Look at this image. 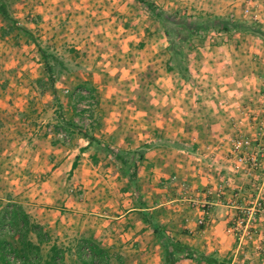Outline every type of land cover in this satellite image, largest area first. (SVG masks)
<instances>
[{"label":"rangeland","instance_id":"obj_1","mask_svg":"<svg viewBox=\"0 0 264 264\" xmlns=\"http://www.w3.org/2000/svg\"><path fill=\"white\" fill-rule=\"evenodd\" d=\"M151 1L166 12L225 17L254 25V22L243 14V0H226L231 2L230 7L233 10L229 11L228 15H219L215 6L218 0ZM9 3L12 16L20 22L22 27L27 28L29 33L25 34L15 29L9 35L3 36L2 28L6 27L7 23L0 16V206L8 203L9 200L23 205L31 217L43 225L46 232L50 234L51 243L44 247L45 251L52 244H58L65 250L66 264H82L76 251L77 240L82 237L96 239L113 256L112 264H145L142 258L146 253V247L140 244L141 248H138L137 253L125 248L134 242L135 236L132 231L130 233L124 230L126 222L118 218L122 216V210H126L124 208L129 206V202L126 203L123 199L124 193H127L123 191L127 182L120 172L114 173L116 167L109 160L102 154H96L93 147H88L89 141L86 134L98 138L96 134L105 136L111 129H123L121 135L117 137L122 142L121 147L115 145L113 141L98 139L121 149H137L138 143L134 144L132 149L131 145L127 146V141L125 142L126 139L132 142L137 141L133 140L136 133L130 134L133 129H130L128 124L131 122H133L131 126L136 123L137 126H141L142 131L145 129L148 132L151 126L162 128L172 125L176 120L182 122L187 119L185 116L177 117L172 113L174 104L171 92L176 86L173 82L177 78L186 82L192 79L190 53L199 40L204 39L207 43H211L214 41L213 38L224 36L230 39L228 42L232 46L242 41L243 50H253L256 53V49L264 47V39L252 34L216 32L195 37L186 52L191 74L190 79L186 80L178 72L168 70L169 39L165 30L154 20L151 12L142 8L135 0H9ZM45 4H48L46 8L55 10L50 12V14H56L55 19L60 16L55 23V29L61 28L62 34L70 33L74 36L76 33L79 35L83 32L88 33L86 38L90 39L91 34L95 33L91 45L95 46L99 52L105 53L106 50V52L114 53L116 66L104 72L105 77L108 74L110 77L103 92L107 91L106 96H109L116 87H120V83L123 85L128 83L130 84L128 91L124 90L125 97L128 94L125 100L118 97L114 101H108V98L101 97L95 91L96 88L92 84L82 85L67 78L74 74H81L83 77L91 76V69L88 67L72 73H60V68L56 67L54 82H51L38 46L48 48L74 64H77L76 58L79 57L74 53L81 50L76 51L71 46H77V44L67 42L62 50L57 51L54 45L42 39L41 32L45 30L43 25L47 23L46 15H43ZM258 26L264 31V26ZM241 35L255 36V38L240 40L238 37ZM256 55L259 57L261 53L257 52ZM261 59L264 64V54L258 58L260 61ZM259 71L260 75L264 76L263 68ZM80 80L85 82L83 78ZM116 84L118 86H115ZM252 86L251 93L244 89L245 97L248 101L250 100V103L236 104L241 113H246L248 122L245 125L238 121L233 122L231 135L220 140L222 136L204 132L215 126L214 121L207 116L197 122V128H191L195 126L189 123L191 119L188 125L187 123L185 125L186 130L187 128L191 131L197 130L198 133L193 137L196 140L195 143H188L187 140L178 137L170 138L164 131H160L162 132L160 136H155L182 141L190 148H194L193 152L176 151L191 156L192 162L195 163L192 164V170L197 173L195 179L201 176L199 183L196 184L197 187L202 186L201 183L203 187L205 186L208 175L218 176L227 172L226 168L230 166L228 162L230 145L236 133L250 140L255 139L254 116L263 110L264 87L260 85L261 90L255 91L262 95L257 97L254 94V85ZM178 89L184 91L183 87ZM191 92L193 90L189 91ZM198 94L200 93L194 92L188 97V93H185L188 97L187 107L194 105ZM120 95L122 96L121 93ZM254 97H257L255 101ZM164 99L166 101L163 103ZM158 106H160L159 109H156ZM227 107H229L228 104ZM128 109L134 110L136 116H140L135 120H129V117L125 116V111ZM229 111H231L230 107ZM107 113H111L114 120H108ZM69 115L72 116L71 119H65ZM110 121L115 122L114 125H110ZM109 126L112 127L107 130ZM176 126L178 128L180 125ZM80 138L88 141L84 151L86 156L83 157L88 162L82 163L80 168H75L74 165L71 171L67 170L68 167L61 170L53 167L57 154L75 158L77 153L74 149L79 147L75 142ZM217 140L220 141L217 142ZM253 140L252 142L256 143ZM216 148L215 154L212 155L215 160L207 166L203 158L209 149ZM58 150L61 152H57ZM94 155L97 156L96 160ZM150 157L151 164L147 165L150 173L144 177L146 191L152 202L150 205L155 204L158 196L161 201L166 202V197L160 195V192H163L169 195L168 201L176 199L175 204L178 207L184 210L189 207L191 210L192 207L186 199L202 198L203 188L194 192L196 193L194 196L192 189L195 185L188 183L184 175L187 171L181 173L170 169L172 156L166 161L168 166L165 169H162V166L155 161L157 158H154V153ZM106 161L109 164H105ZM163 174L165 177L160 179L159 176H164ZM99 180L101 183H98ZM160 180H163V184ZM140 184L142 186L141 182ZM131 202V205L137 208L134 201L131 200ZM221 217L225 220L223 216ZM177 224L181 226L180 223ZM202 231L201 228L198 235H203ZM219 235V239L225 240L222 244L226 247L225 252L211 254L217 255L230 264H247L240 254L233 262L235 241L227 235L226 229L225 232L221 230ZM225 237L231 238V241L227 243ZM116 255L121 258V261L115 258Z\"/></svg>","mask_w":264,"mask_h":264},{"label":"crops","instance_id":"obj_2","mask_svg":"<svg viewBox=\"0 0 264 264\" xmlns=\"http://www.w3.org/2000/svg\"><path fill=\"white\" fill-rule=\"evenodd\" d=\"M47 5L45 4V8H43L45 9V13L43 15H46L45 20L47 21V23L43 25L45 27V30L41 32L43 35L42 39L47 40L49 44L54 45V48H56L57 51H60V49L62 50L65 43L67 42H73L74 44H77V46H71L74 47L76 51L81 50L82 52L74 53L75 55L77 54V56H79L78 58L74 57L77 59L76 63L79 64L82 68L88 67L89 69H91L92 74L89 77H83L81 74H74L67 76V78H69L70 80H74L75 82H79L82 85H88L87 83L92 84L96 88L95 91L98 92L101 97L104 96L105 98H108V101H114L115 99H118V97L122 100H125L128 94L126 95V97L124 94H126L125 92L128 91L127 89L130 86V84L126 82L125 85L120 83V87H116V90L114 92H109V96H106L107 91L103 92L104 88L107 85V82H109L110 77V74L105 77L104 72H108L109 70L114 69L113 66H116V63L114 61L115 59L113 58L114 53L106 52V50L105 53L101 51L99 52L95 48V46L91 45L95 33H92L91 38L87 39L86 37L88 36V33L84 34L82 32L79 35L78 33H76L73 36L70 33L62 34L60 32L61 28L59 27L58 29H55V23L58 21V19H60V16L55 19L56 14H50V12H55V10L53 8H46ZM230 5L232 4L229 1L218 0L215 6L219 15H226L227 13H229V11H233L231 10L232 7H230ZM241 36L238 37V39L241 40L251 39L253 37L255 38V36ZM213 40L214 41H212L211 43H207L206 41H204V39L199 40L198 43L194 45L190 53L192 79L186 82L181 78H177L173 82L176 83V86L173 87L171 92L172 102L174 104L172 113H174L177 117L185 116L187 117V119L182 122L176 120L172 125L163 126L162 128L151 126L150 131L148 132L145 129L142 131L141 126H137L136 123H134V126H131V123H133L131 122L130 124H128V127H130V129H133V131H130V134L134 135L136 133V136H134L135 138L133 140L137 141L132 142V140L124 139L125 142L127 141V146L130 144V148L133 149L134 144L138 143L136 148H139L146 143L153 141L156 138V135L160 136L162 133L160 131H164V133L170 138L176 139L178 137L180 139L187 140L188 143H195L196 140H194L193 137L198 133L197 130L191 131L190 128H187V130L185 129L186 123L188 125V121H190L189 119H191V122L189 123L195 125L194 127H191L193 129L197 128V122L199 120H202V118L204 119V117L206 118L208 116L209 119L214 121L215 126H212V130H205L204 132L210 135L216 134L218 136H222L220 140L225 136H229L232 134L233 122L238 121L243 125L247 124L248 117L246 113H241L239 107L237 108L236 104L250 103V100L248 101L245 97V92L247 91L251 93V88H253L252 85H254L255 96L259 97L261 95V93H255V91L261 90L262 87L260 86V79L264 76L260 75L259 69L263 68L264 71V64H262V59L260 61L258 60V58L264 54V47H262L261 49H256L258 53H261V55L258 57L256 55L257 52L255 53V51L253 50H243V48H241L242 41L240 44L232 46L228 42V40L230 41L228 37L217 36L216 38H213ZM256 44L259 45L258 43ZM260 50L261 52H259ZM103 57L106 58L102 59ZM108 59H110V61ZM81 78H83V81L85 82H80L82 81L80 80ZM62 79L61 81H63ZM193 81H195L196 83H194ZM115 86L118 85L116 84ZM182 87L184 88V91L178 89H182ZM190 90H193V92L189 93ZM58 92L59 91L57 90V95ZM194 92H199L200 94H198V97H195L194 105H190L187 107L188 102L186 101V99L191 96V94L193 95ZM120 93L122 94V96L120 95ZM185 93H188V97L185 96ZM257 97H254V101ZM165 101L166 100L164 99L163 103ZM227 104L231 108V111H229V107H227ZM159 107L160 106L156 107V109H159ZM192 108L193 110H191ZM183 111H186V113H182ZM106 112H108V110H106ZM125 114V116L129 117V120H135L140 116H136L137 114H135V111L129 109L128 111H125ZM71 117L72 116L69 115L67 116V118L65 117V119L69 120V118L71 119ZM106 117L108 120H110L113 118V115L111 113H107ZM114 123L115 122H111L110 125H114ZM177 123L180 125L178 128L176 126L178 125ZM110 127L112 126L107 127V130ZM212 131H214L215 133H213ZM122 132L123 129H111L105 136H103L104 134H99V136L96 133L95 134L98 138H101L108 142L113 141L115 145L121 147L122 142L117 137L121 135ZM220 140H217V142H219ZM75 143L79 146H76L77 148L74 149L75 153H77L75 155V158L71 159V157H66L64 156V154L62 156H58L57 154V159L53 157L55 159L53 167H58L60 170L62 168L68 167L67 170L71 171L74 165L75 168H80L82 166V163L88 162L87 159L83 158L86 156L84 151L88 145V141L86 139L83 140L80 138L78 141L76 140ZM57 152L61 151L58 150ZM153 153L154 158H157L155 159V161L162 166V169L167 168L168 163L166 161H168V159L172 156L173 160L170 162V169H174V171H179L181 173H184L185 170L187 171L184 175L186 176L188 183H193L195 185V187L192 189V193L200 191L203 188L202 183V186H196V184L199 183L201 176L195 179L197 173L192 170V164L195 163L192 162L191 156H189L188 154L165 148L156 149L155 151L149 153L150 155H148L147 160L144 161L142 167L140 168L139 174L140 182L143 186L142 194L147 204V208L139 209L131 205V193L127 192L123 195L124 202L127 203L128 201L129 206H126L124 208L126 210H122V216L118 218L122 219V222H126L124 230L130 233L132 231V234L135 236V239H133L134 242H132L125 248H127V250L130 252L137 253L138 248H141L140 244H143V246L146 247V253H144V258H142L145 264H158L162 262L164 252L162 246L158 242V239L155 238L153 230L148 226L141 215V213L146 210L151 214V216L155 218L160 226L168 231V234H171V236L174 237L175 240L181 242L182 244L194 248L200 252H216L220 254L225 252L226 247L222 245L225 240L219 239V232L221 230L225 232L226 229V222L221 217L224 215L223 213L218 212L216 213L217 215L214 214L211 225L207 228L203 235H198L192 232V230L196 228L195 221L199 216V211L197 209L191 208L190 210V208L188 207V209L184 210L175 204V201H177L176 199L168 201L167 198L169 199V195L164 194L163 192H160V195L161 197H166V202H163V200L161 201L160 196H158V198L155 199V204H153L152 206L150 205V203L152 202H150L149 193L146 191L144 177H146V175L150 173L148 172L147 165L151 164L152 160L150 156L151 154L153 155ZM105 164H109V162L106 161ZM77 170L78 169H76L75 171ZM163 175L164 176H159L160 179H162L161 177H165V174ZM87 178L89 177L87 176ZM116 179L119 180L118 177H116ZM98 183H101V180H99ZM160 183L163 184V180H160ZM122 187L123 186H121V188ZM195 194L196 193H194V196ZM171 204L173 206H170ZM177 223H180L181 226H179ZM225 239L227 240V243L231 241V238L225 237ZM107 249L109 248L107 247ZM178 264L198 263L191 260H183Z\"/></svg>","mask_w":264,"mask_h":264},{"label":"trees","instance_id":"obj_3","mask_svg":"<svg viewBox=\"0 0 264 264\" xmlns=\"http://www.w3.org/2000/svg\"><path fill=\"white\" fill-rule=\"evenodd\" d=\"M142 8L149 10L152 17L165 30L169 39L168 51L170 61L168 70L176 71L186 80L191 77L187 58V49L191 41L198 36L216 32L219 34H252L264 39V31L258 25L249 24L225 17L208 15H189L184 13L166 12L151 0H135ZM0 16L7 26L2 28L3 36L15 29L27 34L29 30L10 12L9 0H0ZM46 71L54 82V71L60 68V73H72L80 70L79 64L51 52L48 48L38 46ZM88 147H93L96 154H102L116 167L114 173L120 172L127 182L124 192L131 193L132 200L139 209H146L142 186L139 182L140 168L147 155L160 148L193 152L186 143L170 138L157 137L155 140L134 149L125 150L105 143L100 139L86 134ZM97 156L94 155V160ZM142 218L153 230L154 235L163 249L162 264H178L183 260H191L198 264H230L217 255L200 252L175 240L168 231L160 226L146 210ZM51 243V237L43 225L36 222L25 210L23 205L9 200L0 206V264H66V253L63 248L54 243L45 251L44 247ZM76 251L82 264H112V255L93 237H82L77 240ZM115 258H121L116 255Z\"/></svg>","mask_w":264,"mask_h":264},{"label":"built area","instance_id":"obj_4","mask_svg":"<svg viewBox=\"0 0 264 264\" xmlns=\"http://www.w3.org/2000/svg\"><path fill=\"white\" fill-rule=\"evenodd\" d=\"M243 14L254 24L264 26V0H243ZM260 82L264 87V77ZM262 107V112L254 116L256 143L236 133L230 145L227 172L207 176L202 198L186 199L199 211L192 232L199 234L202 228L204 233L213 215L223 213L226 233L235 241L233 262L240 254L247 264H264V105ZM216 150L209 149L205 154L203 159L207 166L215 160L212 155Z\"/></svg>","mask_w":264,"mask_h":264}]
</instances>
